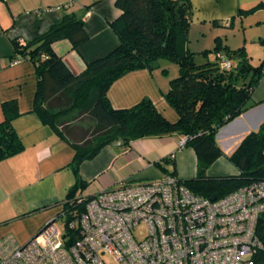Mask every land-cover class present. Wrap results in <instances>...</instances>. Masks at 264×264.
Returning <instances> with one entry per match:
<instances>
[{
    "label": "trees",
    "instance_id": "1",
    "mask_svg": "<svg viewBox=\"0 0 264 264\" xmlns=\"http://www.w3.org/2000/svg\"><path fill=\"white\" fill-rule=\"evenodd\" d=\"M120 16L110 24L118 45L105 56L86 63L84 70L73 75L52 49L56 42L67 41L73 51L88 40L84 21L73 13L62 16L45 33L26 43L12 41L14 56L28 60L34 67L36 91L32 114L48 126L74 151L68 167L75 183L61 204L64 209L74 206L76 191L85 183L79 177L81 164L93 160L100 151L117 140L128 147L132 142L154 137L177 136L186 139L183 148L193 150L196 173L181 183L193 194L212 200L254 182H264V121L254 131L241 137L237 146L226 156L237 175L208 177L207 171L223 156L216 141L218 131L254 105L250 98L264 76V61L256 66L249 63L243 48L229 50L215 40L211 51L200 55L207 61L197 65L195 53L188 48V31L192 14L190 0H115ZM262 5L251 9L260 8ZM209 54L212 59H209ZM217 54L232 62V68L222 71ZM173 63L178 75L169 80L163 95L166 104L177 116L175 122L164 118L147 99L129 109L115 110L107 99L109 87L128 73L163 68L159 62ZM165 75L166 70L163 69ZM0 162L22 152L20 139L12 129L19 116L14 102L1 106ZM76 113L94 122L89 139L69 140L71 128L65 119ZM171 160L164 159V164ZM164 174L174 176L156 163ZM257 236L263 251L257 264H264V216L259 219Z\"/></svg>",
    "mask_w": 264,
    "mask_h": 264
},
{
    "label": "crops",
    "instance_id": "2",
    "mask_svg": "<svg viewBox=\"0 0 264 264\" xmlns=\"http://www.w3.org/2000/svg\"><path fill=\"white\" fill-rule=\"evenodd\" d=\"M190 4L188 40L191 41L194 32L195 53L203 52V42L208 47L210 44L212 50L219 39L229 50L243 48L249 63L252 48L258 55V64L264 61V0H190ZM259 5L262 7L251 11ZM68 13L82 18L88 40L77 51L67 41L56 42L52 49L68 70L78 75L86 63L105 56L118 45L110 29V24L120 16L115 0L0 2V123L2 104L14 102L19 116L11 126L23 146L21 153L0 162V242L26 243L58 214L75 183L68 167L74 151L32 114L36 91L34 67L28 60L15 58L12 45L14 40L26 43L42 35ZM163 69L166 70L134 71L115 81L107 91L111 107L129 109L147 99L164 118L175 122L176 114L163 99L171 80ZM249 104L254 106L218 131L216 141L223 156L208 169V177L238 174L226 156L242 136L264 121V76L254 88ZM70 128L69 140L78 142L79 129ZM182 140L163 136L141 139L128 147L103 148L93 160L81 164L79 177L86 186L76 191L73 199L92 197L121 183L142 184L160 179L164 172L156 163L167 172L174 170L179 180L193 179L196 158L192 149H178ZM164 159L171 161L164 164Z\"/></svg>",
    "mask_w": 264,
    "mask_h": 264
},
{
    "label": "built area",
    "instance_id": "3",
    "mask_svg": "<svg viewBox=\"0 0 264 264\" xmlns=\"http://www.w3.org/2000/svg\"><path fill=\"white\" fill-rule=\"evenodd\" d=\"M217 59L222 71L232 68L225 55ZM69 204L26 243L0 242V264H257L263 251L264 182L212 200L164 174Z\"/></svg>",
    "mask_w": 264,
    "mask_h": 264
},
{
    "label": "rangeland",
    "instance_id": "4",
    "mask_svg": "<svg viewBox=\"0 0 264 264\" xmlns=\"http://www.w3.org/2000/svg\"><path fill=\"white\" fill-rule=\"evenodd\" d=\"M195 41H196V37H195V33L193 32L191 35V41L188 43V48L193 53L196 52L195 50L197 48ZM203 46L204 47L201 49L202 51H205V50L211 51V45L210 44L208 47V45H206V42H203ZM207 48H209V49H207ZM252 49H254V53H253V58H252L250 64L253 66H256V65H258V61H257L258 55L255 54V48H252ZM209 57H210L209 59H212L211 54H209ZM206 61H207V59L204 56L200 55V53H195V56H194L195 64L201 65V64H204ZM159 64L163 68H166L165 76L169 77L170 79L177 77L178 69H177V66L175 64L167 63L164 61L159 62ZM65 123L67 125L66 128L76 127V129H79L78 136H79L80 140H81V138H82V140L83 139H89L91 136V132L93 130V127H94V122L92 121L91 118H89L88 116H82L81 117V116L76 115V113L69 115L65 119ZM56 224L60 229L62 228V221H58Z\"/></svg>",
    "mask_w": 264,
    "mask_h": 264
},
{
    "label": "water",
    "instance_id": "5",
    "mask_svg": "<svg viewBox=\"0 0 264 264\" xmlns=\"http://www.w3.org/2000/svg\"><path fill=\"white\" fill-rule=\"evenodd\" d=\"M123 142L121 140L114 141L113 143L110 144L111 147H116V146H122Z\"/></svg>",
    "mask_w": 264,
    "mask_h": 264
}]
</instances>
